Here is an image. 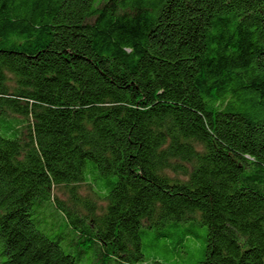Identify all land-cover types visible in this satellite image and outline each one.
Masks as SVG:
<instances>
[{"label": "trees", "instance_id": "16d2710c", "mask_svg": "<svg viewBox=\"0 0 264 264\" xmlns=\"http://www.w3.org/2000/svg\"><path fill=\"white\" fill-rule=\"evenodd\" d=\"M190 220L264 264V0H0V264H175Z\"/></svg>", "mask_w": 264, "mask_h": 264}, {"label": "rangeland", "instance_id": "374dc122", "mask_svg": "<svg viewBox=\"0 0 264 264\" xmlns=\"http://www.w3.org/2000/svg\"><path fill=\"white\" fill-rule=\"evenodd\" d=\"M183 229H189L193 231L194 235L184 240V247L181 248L182 253L177 254V263L175 264H195L197 261L203 258L205 248L204 239L207 230L204 225L191 220L185 223H179L178 225H170L169 223L161 226L158 229H153L144 240V252L149 256L157 254L171 262L173 257L170 253H167L164 250V246L168 243H175V238L182 233ZM157 232H162L165 234L172 233L174 236L170 235L156 237ZM63 245L65 246L64 243ZM172 246L173 244L170 247ZM71 252L75 255V257H77V253L74 250ZM90 254L91 251L83 255L81 259H77L79 264H91ZM172 263H174V261H172ZM145 264H152V260L146 259Z\"/></svg>", "mask_w": 264, "mask_h": 264}]
</instances>
